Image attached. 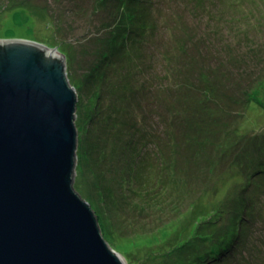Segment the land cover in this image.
<instances>
[{"label": "rangeland", "instance_id": "rangeland-1", "mask_svg": "<svg viewBox=\"0 0 264 264\" xmlns=\"http://www.w3.org/2000/svg\"><path fill=\"white\" fill-rule=\"evenodd\" d=\"M15 39L64 55L72 188L123 264H264V0H0Z\"/></svg>", "mask_w": 264, "mask_h": 264}, {"label": "water", "instance_id": "water-1", "mask_svg": "<svg viewBox=\"0 0 264 264\" xmlns=\"http://www.w3.org/2000/svg\"><path fill=\"white\" fill-rule=\"evenodd\" d=\"M64 59L0 40V264H123L72 188L76 93Z\"/></svg>", "mask_w": 264, "mask_h": 264}, {"label": "trees", "instance_id": "trees-1", "mask_svg": "<svg viewBox=\"0 0 264 264\" xmlns=\"http://www.w3.org/2000/svg\"><path fill=\"white\" fill-rule=\"evenodd\" d=\"M46 48H50V47H47V46H45ZM54 49V48H53ZM57 52L61 55L62 53H60L58 50H57ZM63 55V54H62ZM64 56V55H63ZM255 105H257V100L255 101V100H253V102L251 101V102H249V104L247 105V107H248V111H249V109H251L252 111L253 110H256V108L254 107ZM246 117V116H245ZM251 118H249L248 120H250ZM252 123L254 124L255 123V121L253 120L252 121ZM125 260L127 261V264H134L133 263V261L132 260H128L127 258H125Z\"/></svg>", "mask_w": 264, "mask_h": 264}]
</instances>
